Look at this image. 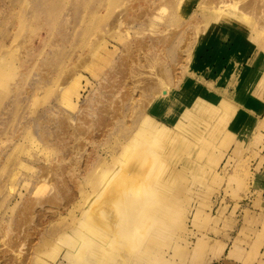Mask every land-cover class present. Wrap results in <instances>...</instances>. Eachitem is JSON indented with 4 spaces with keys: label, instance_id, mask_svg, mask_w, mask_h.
<instances>
[{
    "label": "rangeland",
    "instance_id": "rangeland-1",
    "mask_svg": "<svg viewBox=\"0 0 264 264\" xmlns=\"http://www.w3.org/2000/svg\"><path fill=\"white\" fill-rule=\"evenodd\" d=\"M213 1L0 0V264H74L63 238H77L106 177L146 145L173 186L181 247L205 244L219 256L205 264H264L252 200L264 128L232 135L228 110L196 103L160 131L148 110L174 100L198 36L221 26L217 7L247 15V68L264 69V0Z\"/></svg>",
    "mask_w": 264,
    "mask_h": 264
},
{
    "label": "bare ground",
    "instance_id": "bare-ground-1",
    "mask_svg": "<svg viewBox=\"0 0 264 264\" xmlns=\"http://www.w3.org/2000/svg\"><path fill=\"white\" fill-rule=\"evenodd\" d=\"M208 1L211 3L213 0ZM218 1L221 4L222 0ZM222 3L225 5L224 0ZM226 5L229 4L226 2ZM223 8L213 9V23L221 25L214 28L219 37L224 38L230 29L238 31L236 35H232V41L229 40L230 46L234 45L232 51H236L241 41L239 34L242 36V32H246L242 21L246 20L247 15L236 11L228 12ZM245 8L247 9L246 6ZM213 45L215 49L222 48L219 39ZM203 54L207 60L209 54L206 48L203 49ZM150 67H153L152 64ZM222 70L223 68L216 69L218 72H223ZM216 71L211 67L207 75L213 79ZM184 82L193 83L189 78ZM134 151L133 149V153L129 152L125 157L123 167L104 180L99 195L88 208L86 219L81 221L82 229L77 238H63L62 243L68 246L66 258L70 257L74 264H185L186 257L192 264L218 260L219 256L214 259L205 253L206 246L203 243H196L191 249L189 246L183 248L177 242V238L172 235V230L179 221V212L171 208V200L177 199L172 194L173 186L170 190L166 188L170 182L166 178L154 180L156 173L153 165L156 162L154 158L152 160L153 154L147 152L148 145L139 149V152ZM144 158H148V164ZM175 204L179 206L180 202ZM99 213L101 217H97Z\"/></svg>",
    "mask_w": 264,
    "mask_h": 264
},
{
    "label": "crops",
    "instance_id": "crops-1",
    "mask_svg": "<svg viewBox=\"0 0 264 264\" xmlns=\"http://www.w3.org/2000/svg\"><path fill=\"white\" fill-rule=\"evenodd\" d=\"M217 32L206 33L203 31V34L198 36L192 50L191 61L180 81L182 85L179 89L176 88L175 91H171L170 96L175 97L174 100L170 98L159 110L160 113H156L151 107L152 104L150 105L149 115L157 119H154L153 122L154 127L158 130H170L166 121L178 127V124L173 121L179 119L183 115L182 113L193 108L196 103L228 110V132L238 134L241 138L248 136V134H256L257 131L264 128V97H261L260 92V87L264 86V69L260 68V65L257 68L255 64L250 69L247 68L250 66L248 64H250L254 55L250 49L252 47L251 36H245V40H241L242 45L239 49L232 51L234 45L230 46L229 44L232 41V36L219 37ZM217 39H219V45L222 48H216L218 52H215L216 49L213 43ZM203 48H206L209 54L207 60L203 54ZM241 48L246 51L237 61L234 59L235 55L230 58L233 54H237ZM261 64H263L262 61ZM211 67L214 71L217 68H223V72L216 71L212 79L207 75L210 73ZM242 73L244 76H242ZM188 78L193 81L191 92L186 85L187 83L184 82ZM187 91L194 95L186 94ZM189 98L191 99L190 102H188ZM161 99L158 98L153 103ZM162 110H164V113ZM171 113H174L175 116L173 120ZM263 172L264 170L255 174L252 200L260 201L264 209ZM159 179L160 176L154 175L155 181Z\"/></svg>",
    "mask_w": 264,
    "mask_h": 264
}]
</instances>
